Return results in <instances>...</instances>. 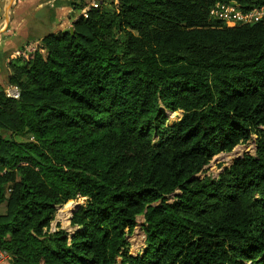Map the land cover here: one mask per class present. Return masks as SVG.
<instances>
[{
  "label": "trees",
  "instance_id": "16d2710c",
  "mask_svg": "<svg viewBox=\"0 0 264 264\" xmlns=\"http://www.w3.org/2000/svg\"><path fill=\"white\" fill-rule=\"evenodd\" d=\"M217 2L264 5L103 0L10 60L20 96L0 86L8 264H264V17L229 26L210 15ZM253 134L254 154L207 173ZM78 197L71 230L51 229Z\"/></svg>",
  "mask_w": 264,
  "mask_h": 264
},
{
  "label": "crops",
  "instance_id": "0c3cea01",
  "mask_svg": "<svg viewBox=\"0 0 264 264\" xmlns=\"http://www.w3.org/2000/svg\"><path fill=\"white\" fill-rule=\"evenodd\" d=\"M81 9L75 10L71 0H0V86L9 84L15 50L42 43L49 33L73 30Z\"/></svg>",
  "mask_w": 264,
  "mask_h": 264
},
{
  "label": "rangeland",
  "instance_id": "374dc122",
  "mask_svg": "<svg viewBox=\"0 0 264 264\" xmlns=\"http://www.w3.org/2000/svg\"><path fill=\"white\" fill-rule=\"evenodd\" d=\"M179 112L170 114L171 120H175L178 117ZM177 115V116H176ZM18 138V137H17ZM20 138V137H19ZM255 151V135L253 134L250 139L245 142L237 144L231 151L222 152L213 157L209 164L205 167L207 173L217 174L223 167L231 164L232 160L243 154H254ZM174 195L169 196V201L173 199ZM84 197H78L75 200H71L66 204L59 206L56 209L54 220L51 222V228H56V224H59L61 228L68 231L70 228V215L72 211L84 202ZM144 223L143 215H138L136 218V225L132 232L128 235V253L131 255H137L142 252L145 247V234L142 229ZM120 264V263H117Z\"/></svg>",
  "mask_w": 264,
  "mask_h": 264
},
{
  "label": "built area",
  "instance_id": "2783aa9c",
  "mask_svg": "<svg viewBox=\"0 0 264 264\" xmlns=\"http://www.w3.org/2000/svg\"><path fill=\"white\" fill-rule=\"evenodd\" d=\"M87 4L83 6L80 11V15L84 18L87 17L88 10L90 8L99 7L103 0H87ZM115 1V0H113ZM210 15L212 17L222 19L227 25L232 26L236 23H251L258 21L264 17V5L254 7L249 11H241L232 3L217 2L210 9ZM42 50V43L29 44L22 49H17L12 53V58L27 59L29 53ZM4 94L7 97L18 99L20 91L17 85L8 84L3 88ZM173 114V113H172ZM54 229V228H51ZM8 253L5 250L0 249V264H8Z\"/></svg>",
  "mask_w": 264,
  "mask_h": 264
},
{
  "label": "water",
  "instance_id": "95a60500",
  "mask_svg": "<svg viewBox=\"0 0 264 264\" xmlns=\"http://www.w3.org/2000/svg\"><path fill=\"white\" fill-rule=\"evenodd\" d=\"M68 31H70V32H72V29H68ZM177 116V115H176ZM233 161V160H232ZM232 163V162H231ZM59 206H57V208H58ZM73 212V211H72ZM71 216H72V213H71V215H70V218H71Z\"/></svg>",
  "mask_w": 264,
  "mask_h": 264
}]
</instances>
